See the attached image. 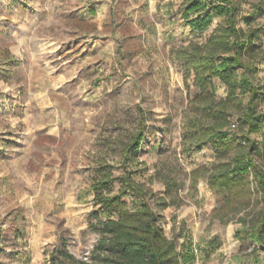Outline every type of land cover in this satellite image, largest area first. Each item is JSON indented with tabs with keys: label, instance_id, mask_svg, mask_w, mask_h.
Returning a JSON list of instances; mask_svg holds the SVG:
<instances>
[{
	"label": "rangeland",
	"instance_id": "rangeland-1",
	"mask_svg": "<svg viewBox=\"0 0 264 264\" xmlns=\"http://www.w3.org/2000/svg\"><path fill=\"white\" fill-rule=\"evenodd\" d=\"M188 1L0 0V264H51L63 238L90 256L100 236L90 224L109 215L92 183L126 169L145 183L167 236L180 250L189 242L193 264H263L264 250L236 236L263 208L260 195L229 201L208 182L228 156L188 136L200 89L176 49L224 22L213 14L207 28L192 27L206 9L186 18ZM239 1L246 29L241 15L258 0ZM253 25L264 45V15ZM256 77L264 83V59ZM214 83L225 97L226 84ZM242 112L234 109L231 128ZM120 187L117 179L109 192ZM122 199L139 204L131 193Z\"/></svg>",
	"mask_w": 264,
	"mask_h": 264
},
{
	"label": "trees",
	"instance_id": "trees-1",
	"mask_svg": "<svg viewBox=\"0 0 264 264\" xmlns=\"http://www.w3.org/2000/svg\"><path fill=\"white\" fill-rule=\"evenodd\" d=\"M201 8L206 9L204 14L189 19L192 27L207 28L213 14L221 15L224 22L205 42L192 40L176 49V55L185 62V77L194 74V85L200 89L195 97L199 112L189 121L188 136L195 147L211 142L218 155L228 156V160L210 170L208 182L224 191L229 201L238 198L248 204L255 193L260 195L263 208L251 221L242 218L247 229L238 230L236 236L243 244L254 241V250H264V83L256 77L258 64L264 59V45L258 40V27L253 25L256 15H264V0L253 3L251 11L241 15L246 29L239 25V0H189L185 17ZM216 77L226 84L225 97L216 96ZM237 107H243V112L237 126L231 128ZM252 133H261V138ZM143 137L141 130L131 144L132 150L140 147ZM117 179L121 187L117 193H110ZM172 184L170 190L179 187ZM92 189L96 203L109 215L90 224L100 233L91 255L78 257L63 238L50 252L51 264L181 263L182 250L174 237L167 236L162 216L150 201L149 190L133 176L132 170L126 169L119 176L111 170L103 171L92 183ZM129 193L138 197V205L132 206L122 199ZM160 204L166 207L169 203L160 199Z\"/></svg>",
	"mask_w": 264,
	"mask_h": 264
},
{
	"label": "crops",
	"instance_id": "crops-1",
	"mask_svg": "<svg viewBox=\"0 0 264 264\" xmlns=\"http://www.w3.org/2000/svg\"><path fill=\"white\" fill-rule=\"evenodd\" d=\"M182 249V260L180 264H193V262L198 258L194 253L193 248L189 245V242Z\"/></svg>",
	"mask_w": 264,
	"mask_h": 264
}]
</instances>
